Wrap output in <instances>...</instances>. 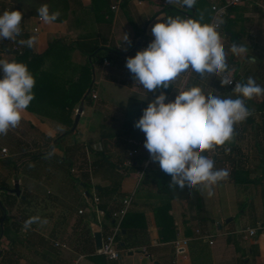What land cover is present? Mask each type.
<instances>
[{
    "label": "crops",
    "instance_id": "0c3cea01",
    "mask_svg": "<svg viewBox=\"0 0 264 264\" xmlns=\"http://www.w3.org/2000/svg\"><path fill=\"white\" fill-rule=\"evenodd\" d=\"M68 1L70 11L67 19L61 23L45 24L38 17H30L17 10L10 0H0V14L5 10L22 13L20 35L15 40H0L1 48L17 46L22 51L28 50L30 55H37L54 39L76 46L62 52L61 58L58 57L60 52H53L46 55L42 63L28 67L34 78L42 73L51 78L56 86L67 89L66 83L71 79L77 80V76L83 74L81 68L90 62L91 56L84 55L80 50L88 52L93 47L103 49L97 56L99 62L91 68V83L87 89L88 93L91 90V94L87 101L84 99L72 145L65 144L64 153L58 149L53 151L59 156L65 154L66 160L71 161L68 173L52 166L53 169L47 170L44 176L30 179L15 175L10 183H6L13 187L17 179L20 196H26L20 198L10 194L14 201L10 215L21 218L18 224L22 233L31 238V244L18 255L4 251L0 264H73L80 256H83L82 260H88L85 264H192L189 244L195 241L209 247L211 264H264V96L246 100L251 114L234 126L233 139L207 152L211 159L214 156L216 169H227L230 174L211 188V195L208 190L202 189L204 220H199L196 212L184 201H173L168 210L159 208V196L151 191V181L145 182L143 190L138 193L139 184L127 212L129 230L122 229L118 239L120 260L107 261L95 255L94 234L99 233L103 238L111 221L94 209H89L83 215H78V210L89 208L97 186H119L116 203L121 205V201L135 190L138 172L143 167L145 170L160 169L158 162L151 160L143 146L145 136L143 140H126L121 136L120 128L129 100L136 99L147 105L160 92H164L167 97L165 102H169L185 85L199 86L206 94L227 98L232 97L234 88L221 86L219 76L205 75L199 78L189 71L167 89L147 93L134 82L126 68V59L146 48L154 39L151 26L157 19L170 17L168 12L160 13L164 8L178 10L181 18H202L203 23H210L211 6L220 0H195L192 7L185 6L182 0ZM201 2L207 3L209 10H205ZM262 3L264 0H245L231 8L221 21L218 32L227 59H233L228 64L226 74L239 83H245L251 76L264 88V13L259 7ZM125 35L130 44L124 41ZM32 36L36 40L31 48L21 43ZM140 38H143L140 47L134 49ZM233 43L246 47L248 51L240 56L233 55L229 51ZM77 46L80 50H77ZM17 55L7 53L0 58L11 61ZM102 91L106 92L107 97L100 94ZM92 94L96 95V99H92ZM80 102L73 111L65 108V104L59 100L31 102L30 109L22 113L18 127L10 129L7 135H0V142H3L0 143L1 148L17 146L15 150L20 154L30 153L29 149L31 153L36 152V156L41 154L48 145L47 140L64 136L62 133L68 128L69 121L73 125ZM23 126H27V130ZM70 136L73 134L69 133L66 139ZM24 138L34 139L29 148L21 144L20 139ZM132 141L142 145L132 162L138 165L134 172H130L127 165V153L135 147ZM103 150H106L111 163L119 165L116 170L112 171L108 166H92ZM34 162L37 164L41 159ZM226 187H231L229 194ZM236 187L242 188L245 193L249 210L240 213L236 210L241 202L239 196L233 200L235 207L229 205L231 201L228 195L236 193ZM24 198L26 203L20 202ZM107 200L105 198L103 202ZM166 216L171 220H167ZM237 216H240L241 222L238 227L233 224ZM29 218L38 219L25 227ZM157 226L165 228V240H161ZM248 229H256V235L247 236ZM200 235L210 236L213 243L199 239ZM182 239L189 242L186 252L179 255L174 247L175 242ZM54 243L64 244L66 248H57Z\"/></svg>",
    "mask_w": 264,
    "mask_h": 264
},
{
    "label": "clouds",
    "instance_id": "9594fccd",
    "mask_svg": "<svg viewBox=\"0 0 264 264\" xmlns=\"http://www.w3.org/2000/svg\"><path fill=\"white\" fill-rule=\"evenodd\" d=\"M192 7L195 0H182ZM38 18L45 24L60 15L49 12L47 4L37 9ZM22 13L5 10L0 14V40H15L21 33ZM218 24L203 23L193 18L168 17L157 19L151 26L154 39L147 47L126 59V68L134 82L147 93L167 89L185 72L199 78L219 76L221 86L232 84L226 75L229 65ZM36 37L21 41L31 48ZM124 41H128L125 35ZM130 44L131 42L128 41ZM229 51L236 56L248 49L233 43ZM0 135L18 127L22 113L34 99L35 78L26 64L0 58ZM235 98L205 93L199 86L185 85L176 92L174 100L160 92L148 102L135 122L145 136L144 148L153 162L171 177L170 188L201 187L208 190L229 177V170L216 169L215 162L204 153L230 142L234 126L251 113L245 103L253 97L264 96V88L253 77L245 83H235ZM146 97V96H145ZM38 218H29L25 227Z\"/></svg>",
    "mask_w": 264,
    "mask_h": 264
},
{
    "label": "trees",
    "instance_id": "16d2710c",
    "mask_svg": "<svg viewBox=\"0 0 264 264\" xmlns=\"http://www.w3.org/2000/svg\"><path fill=\"white\" fill-rule=\"evenodd\" d=\"M13 5L16 6V9L21 11L23 14H26L30 17H38L37 9L43 5L47 4L49 8V12H59L60 15L58 19L54 22L61 23L65 21L68 17V13L70 11V5L68 0H10ZM221 1V0H220ZM219 1V2H220ZM94 13L96 10L93 9ZM170 13V16H179V11L171 8H164L160 13ZM154 15H157L154 14ZM169 16V15H168ZM78 47V46H77ZM76 48V46H69L63 42L61 39H54L48 45L47 48L40 54L37 55H30L29 51L24 49L20 54L15 56L11 61L15 60L17 62H24L27 67H34L37 65L38 62H43L46 55H49L53 52H60L57 56L60 57L62 52H67L69 49ZM77 50H80L78 47ZM103 49L99 47H93L91 50L82 51V53L86 56H91L90 62L87 63L82 69L83 74H79L77 76V80H69L66 85L67 89H62L61 87L56 86L47 75H43L42 73L38 76H35V87L33 89L34 92V99L32 102L42 103V102H49L50 100H59L65 104V108L69 109V111H73L74 106L77 105L81 99L84 98L88 87L91 83V68L99 61H97V56L99 53L102 52ZM31 56V57H30ZM61 58V57H60ZM233 61L232 58L227 59V63H231ZM91 90L89 91L85 101L88 100L90 97ZM232 98H235L234 94L232 93ZM147 105L139 100L131 99L128 102L125 112V120L120 128L121 136H123L126 140H143L144 133L136 128L135 122L138 121L140 116L142 115V110L146 108ZM27 109H30L29 107ZM72 127V121L68 122V128L62 133L64 136L58 138L59 135L54 140H49L46 149L39 155H34L29 158V160H36V159H46L47 155L52 154L55 149L58 147L64 146L66 136L70 134L76 133V129L70 132ZM207 155V152L204 153ZM214 159V156H212ZM27 161V160H25ZM24 160L22 161L25 162ZM7 163V162H6ZM60 170L67 172L70 168L71 161L66 160L64 158L59 159V162L54 164ZM67 165V166H66ZM92 166H108L111 168L112 171L117 169L116 163H111L110 157L107 154L106 150H103L98 154V159L92 163ZM16 168V167H15ZM138 169L137 164H132L128 167V170L136 171ZM17 171H14L16 174ZM151 181V191L159 196L160 200V207L161 209L168 210L171 206L173 201H184L191 210H194L199 218V220H204L205 215V205L204 199L202 195V188L197 187H188L186 186L184 189H180L178 187L170 188L169 182L171 181V177L165 174L161 169L158 170H149L146 169L144 171V175L140 182L139 192L143 190L144 185L147 182ZM146 182V183H145ZM4 189H9L4 181L0 180V194H4V202L0 200V257L2 253L5 251L6 254H20L24 252V248L31 244V238L28 234L22 233L21 227L15 225L13 220L10 218V210L14 206V201L10 194L4 192ZM119 186L115 188L109 187H99L95 188V194L100 200L99 209L104 212V216L111 220V215L114 211L120 209L121 205L116 203V194H118ZM25 197V194L20 196ZM24 198V199H25ZM108 198L107 202H103V199ZM25 200H20L22 203H26ZM166 219L171 220L168 216ZM128 216L126 214L123 222H122V229L129 230L128 226ZM160 234L161 240H165L163 237V233L165 228L161 226H157ZM174 228L172 225L170 226ZM164 230V231H163ZM23 240H20V239ZM43 240V239H40ZM120 247V246H119ZM189 251L192 264H211L210 258V249L209 247L202 243L201 241H195L189 244Z\"/></svg>",
    "mask_w": 264,
    "mask_h": 264
},
{
    "label": "built area",
    "instance_id": "2783aa9c",
    "mask_svg": "<svg viewBox=\"0 0 264 264\" xmlns=\"http://www.w3.org/2000/svg\"><path fill=\"white\" fill-rule=\"evenodd\" d=\"M245 0H221L220 2L213 4L211 6V10H212V20L210 23L212 24H218V29H220L221 26V21L227 16L228 11L233 8L236 7L240 4H242ZM260 9L262 10V12L264 13V3H262L261 5H259ZM114 9V8H113ZM187 18V17H186ZM33 31H36V29H33ZM22 52V50L17 47V46H11L10 49H4L1 48L0 46V57L6 55L7 53H12V54H20ZM228 76L229 79H231L233 82L230 85H226L227 87H231L234 88L235 87V83H239L238 81L234 80L232 78V76L226 74ZM92 99H96V95L92 94L91 95ZM135 147L134 149L130 150L127 153V165L130 166L132 165L133 159L138 155L139 152V148L142 146L139 142H135L132 141L131 142ZM7 156V149L6 148H1L0 150V157H6ZM144 171H145V167L142 168V170L140 172H138V181H137V185L135 190H133V192L127 196L125 199H123L121 201V207L119 210L114 211L111 215V224L109 227L108 232L103 236V238H101V245L100 248H98L95 252V255L103 257L105 260L107 261H119L120 260V254H121V250L119 247V237L121 236V232H122V222L132 204L133 198H134V194L137 190V188L139 187V184L142 180V177L144 175ZM99 204H100V200L99 198L96 196V194H93V202L92 204H90L88 209H81L78 210V215H83L85 213H87L89 211V209H94V211L98 214H103L104 212L101 211L99 209ZM21 220L20 217L16 218V222L19 223ZM256 235V229H248L247 230V236L252 237ZM199 239H205L206 242H208V244H212V238H210V236H199ZM188 240L186 239H182L180 241L175 242V253L182 255L184 252H186V247L188 245ZM54 246L57 248H61V249H65L66 246L64 244H60V243H54ZM83 259V256H80L75 262H73V264H78V262L80 260Z\"/></svg>",
    "mask_w": 264,
    "mask_h": 264
},
{
    "label": "rangeland",
    "instance_id": "374dc122",
    "mask_svg": "<svg viewBox=\"0 0 264 264\" xmlns=\"http://www.w3.org/2000/svg\"><path fill=\"white\" fill-rule=\"evenodd\" d=\"M201 6L204 7L205 10H209V5L207 3L201 2ZM100 94L102 96H106V92L102 91V92H100ZM23 127L25 128V130H27V128H28L27 126H23ZM23 135H24V133H23ZM75 136H76V133H74L73 136H70V138H67L65 140V143L68 144V145H72L73 138ZM20 142H21V144H24L23 146H25V148H29V145L34 142V139L24 138V139H20ZM43 142H45V141H43ZM47 142H49V140H47ZM0 143H3V142H0ZM16 147L17 146H14V147H11V148H9V147L6 148L5 147L7 149V156L6 157H2V158L0 157V180L4 181L5 183H7V182L10 183V179L12 177H14L15 175L18 176V177L26 176V177H28L30 179H32V177H35V176H40V177L44 176V175H46L47 170H52L53 169L52 166H55L54 164L55 163L57 164L59 162V159H62V158L66 159V155L65 154H62L61 156H59V155H56V153L53 152L52 154L47 155L46 159H41V162H38L37 164H35V162H34L35 160H27V161H25V158H29L30 156H34V154L36 152L31 153V151L29 149L30 153H26V154L22 153V154H20L21 152H16L17 151V150H15ZM57 149L60 150L62 153L65 152L64 146L58 147ZM0 150H1V144H0ZM13 154H15V155H13ZM23 160L25 161L24 163H22ZM35 166H40V168L36 169ZM15 170L17 171L16 174H14ZM6 185L8 187L12 188L11 185H8V184H6ZM226 188H227L226 189L227 190V194H229L231 187H226ZM236 190H237L236 193L231 194V196L228 195L229 200L231 201L229 205H231V206L234 205V207H235V204L233 203V200L236 199L239 196L241 198V202L236 206V210L239 213L241 211H243V210H249V204H248V202L246 200L245 193L242 192V188L240 189V188L236 187ZM235 194H237V195H235ZM47 196H49V195H47ZM4 197H5L4 194H0V200L3 201ZM14 198L17 199V197H14ZM10 212H11V210H10ZM12 216L14 218L13 222L15 223V225L19 226V224L15 221L16 217H14V215H12ZM12 216L10 215V218H12ZM240 223H241L240 222V216H237V218L234 219V223L233 224L236 227H238V225ZM87 261L88 260H82L81 264H83V263L85 264Z\"/></svg>",
    "mask_w": 264,
    "mask_h": 264
},
{
    "label": "water",
    "instance_id": "95a60500",
    "mask_svg": "<svg viewBox=\"0 0 264 264\" xmlns=\"http://www.w3.org/2000/svg\"><path fill=\"white\" fill-rule=\"evenodd\" d=\"M142 40H143V38H140L136 42L134 49H137L138 47H140V45L142 43ZM87 94H88V92L86 93L85 97L87 96ZM84 99L85 98H83V100H81V102L79 104V107L76 110L75 118H74V121H73L72 128L70 129V132L74 131L76 129V127H77V124H78V121H79V118H80V114L82 113V110H83V102H84ZM4 192L19 197L20 196V188H19V185H18V180L15 179L14 180L13 187L12 188H9V189H4ZM94 242H95V247L97 249L100 248V245H101V235L99 233H95L94 234Z\"/></svg>",
    "mask_w": 264,
    "mask_h": 264
}]
</instances>
